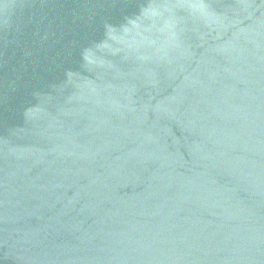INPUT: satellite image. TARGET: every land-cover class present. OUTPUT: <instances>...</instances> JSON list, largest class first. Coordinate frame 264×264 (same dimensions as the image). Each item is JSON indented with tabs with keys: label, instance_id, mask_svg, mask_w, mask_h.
I'll use <instances>...</instances> for the list:
<instances>
[{
	"label": "water",
	"instance_id": "obj_1",
	"mask_svg": "<svg viewBox=\"0 0 264 264\" xmlns=\"http://www.w3.org/2000/svg\"><path fill=\"white\" fill-rule=\"evenodd\" d=\"M0 264H264V0H0Z\"/></svg>",
	"mask_w": 264,
	"mask_h": 264
}]
</instances>
